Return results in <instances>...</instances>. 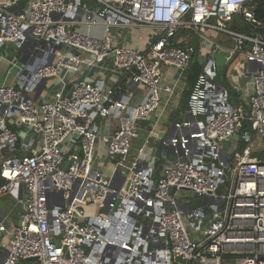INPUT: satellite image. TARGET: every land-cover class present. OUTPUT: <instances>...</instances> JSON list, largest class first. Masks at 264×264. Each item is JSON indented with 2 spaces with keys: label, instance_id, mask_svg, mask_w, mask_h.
Returning a JSON list of instances; mask_svg holds the SVG:
<instances>
[{
  "label": "built area",
  "instance_id": "obj_1",
  "mask_svg": "<svg viewBox=\"0 0 264 264\" xmlns=\"http://www.w3.org/2000/svg\"><path fill=\"white\" fill-rule=\"evenodd\" d=\"M248 1L0 0V53L14 55L7 60L14 82L0 84V197L24 205L0 264H264V36ZM237 14L253 33L229 28ZM131 30L144 31V49L114 44ZM184 30L231 39L228 61L243 55L249 64L247 110L235 109L217 80L210 56L220 47L198 56L176 45ZM8 44L16 45L13 54ZM196 56L203 72L189 94V118L162 142L176 157L158 176L141 164L147 152L131 160L132 142L162 93L173 92L163 67L184 75ZM105 61L146 89L135 108L121 87L100 81H72L51 100L36 98L43 80ZM113 114L118 129L100 134L97 120ZM99 147L127 174L117 187L95 167ZM108 199L107 216L82 207Z\"/></svg>",
  "mask_w": 264,
  "mask_h": 264
},
{
  "label": "crops",
  "instance_id": "obj_2",
  "mask_svg": "<svg viewBox=\"0 0 264 264\" xmlns=\"http://www.w3.org/2000/svg\"><path fill=\"white\" fill-rule=\"evenodd\" d=\"M94 35L101 36L102 30L95 29L92 32ZM145 33L143 30L140 32L127 31L120 37L114 39V44L119 47H140L144 49V39ZM177 46L182 48L192 47L200 54L208 55L213 48H219L221 50L228 51L231 47V39L229 37L216 33V32H206L203 37H200L196 33L189 30L181 31L176 38ZM214 44V46H213ZM13 54V52L11 51ZM14 55L8 58L12 61ZM200 63V60L195 57ZM3 64V63H2ZM0 67V84L12 85L14 82V74H8L10 71V64ZM201 64V63H200ZM202 65V64H201ZM226 71V89L229 90L230 94L234 93L237 97L241 98L240 107H244L247 110V96L242 91L248 87L250 82V77L245 75L249 69V64L243 55H236L231 61L226 62L223 67L218 66V73L220 70ZM72 81H100L104 83L106 88L113 89L117 87L120 88V92L127 97L128 107L130 109L135 108L139 103L143 101L146 96V89L144 87L135 85L131 86L124 78L114 70L110 61H105L101 64L85 65L79 73L77 74H67L62 73L60 78L50 79L47 81L44 88L41 87L40 92L36 98L39 100H51L53 98V93L59 91L63 88H70ZM163 83L169 85L173 88L172 93L163 92L162 100L159 109L154 112L146 121L139 123V135L132 142L131 147V160L134 161L139 158L142 152H147L146 159L141 160L143 165H154L156 173L159 176L161 170L164 168L166 162H171L175 159L176 155L167 152L163 148L162 142L169 139V134L171 128L176 123H181L189 118L188 114V96L192 91V84L186 78V75L174 68L163 67ZM241 89V92L238 91ZM231 102V100H230ZM232 105V104H231ZM233 106V105H232ZM120 120L118 114H113L108 118H100L96 122V126L99 129V133L102 135H112L119 127ZM38 141L34 142V146L38 147L41 144V139L37 138ZM230 144V143H229ZM70 146V144H67ZM110 166L111 176L107 178L105 169ZM96 169L102 171L108 180H111L112 175L115 171H122V168L117 165L116 161H110L106 157L105 147H99L96 153L95 161ZM123 179V177H121ZM15 201V200H14ZM23 210L19 211L15 218H9L11 211L7 212L1 217L0 208V222H4L7 226V232H0V247L4 245H9V241L12 238V231L19 223L21 214Z\"/></svg>",
  "mask_w": 264,
  "mask_h": 264
},
{
  "label": "trees",
  "instance_id": "obj_3",
  "mask_svg": "<svg viewBox=\"0 0 264 264\" xmlns=\"http://www.w3.org/2000/svg\"><path fill=\"white\" fill-rule=\"evenodd\" d=\"M87 4L88 2L85 1L84 6H86ZM20 6H24V2H21ZM246 8L253 10L255 14V19L260 25L257 31L258 33H261L264 36V0H249L248 4L246 5ZM229 28L232 31L243 34H251L253 33L254 29L253 25L247 23L246 18L243 14L235 15L232 22L229 23ZM179 33H181V31ZM202 72L203 66L197 61V59H194L191 66L185 73L186 78L192 84V87ZM217 80L227 86L226 71L224 69L219 71ZM244 128L251 131L250 126L247 124L244 126ZM1 185L2 184L0 183V186Z\"/></svg>",
  "mask_w": 264,
  "mask_h": 264
},
{
  "label": "rangeland",
  "instance_id": "obj_4",
  "mask_svg": "<svg viewBox=\"0 0 264 264\" xmlns=\"http://www.w3.org/2000/svg\"><path fill=\"white\" fill-rule=\"evenodd\" d=\"M1 57L5 56V60L1 62L2 66H5L8 64V58H10V54L6 53V50L3 49L0 53ZM1 79V78H0ZM1 82V81H0ZM230 100L231 104L235 109L238 108V105L240 106V101L242 102L243 100L239 97H237L234 93L230 94ZM14 154L8 153L6 156L7 157H12ZM110 171V166H108L105 169V173L107 178L111 176ZM82 207L87 215H98V214H106L107 207L104 205L103 202H98V203H91L88 202L86 204H82ZM0 208H1V217L7 214V212L11 211L12 213L9 215V218L13 219L15 218L16 214L19 213V211L23 210L24 205L23 203H19L17 201H14L10 196H3L0 197ZM7 211V212H6Z\"/></svg>",
  "mask_w": 264,
  "mask_h": 264
},
{
  "label": "water",
  "instance_id": "obj_5",
  "mask_svg": "<svg viewBox=\"0 0 264 264\" xmlns=\"http://www.w3.org/2000/svg\"><path fill=\"white\" fill-rule=\"evenodd\" d=\"M17 8L18 7L13 9V11H15ZM17 13L19 14L20 11H18ZM7 47H9L10 51H12V52H14L16 50V48H17L15 44H13V45L12 44H8ZM229 58L231 59V53L229 51H225V50H221L218 53H216L215 55L210 56V59L215 61L216 65L219 66V67H223L226 64V62H227V60ZM54 59H55V57L52 56L50 58V60L48 61L47 65L48 64H52ZM25 62H26V59H25V56H24V57H22L20 59V63L24 64ZM47 81H48L47 79L42 81V88H44L46 86ZM175 132H176V127H175V124H174L173 127L171 128V131H170V134H169V139H172L174 137ZM166 150L170 151V148L167 147ZM171 152L174 153L173 149L171 150ZM118 177H123V180L125 181V179L127 177V174H123L120 171H115V173L111 177V185H112V187H117L116 179ZM21 190H22V188H21ZM173 190H175V188H173ZM21 200H22V196H21ZM110 202H111V199H108L107 201H105L104 205L107 207V206H109ZM119 204H120V200L117 202V205H119ZM107 215H109V211H106V216ZM1 258H3V257L1 256ZM33 260L34 259H30L28 261H33Z\"/></svg>",
  "mask_w": 264,
  "mask_h": 264
},
{
  "label": "bare ground",
  "instance_id": "obj_6",
  "mask_svg": "<svg viewBox=\"0 0 264 264\" xmlns=\"http://www.w3.org/2000/svg\"><path fill=\"white\" fill-rule=\"evenodd\" d=\"M126 233V232H125ZM121 234H122V232H121ZM122 239H124L125 238V236L124 235H122V237H121ZM115 241V240H114ZM116 244H117V242H116Z\"/></svg>",
  "mask_w": 264,
  "mask_h": 264
}]
</instances>
